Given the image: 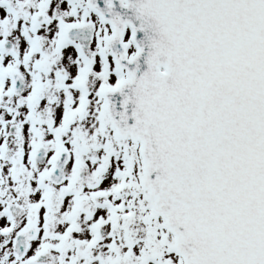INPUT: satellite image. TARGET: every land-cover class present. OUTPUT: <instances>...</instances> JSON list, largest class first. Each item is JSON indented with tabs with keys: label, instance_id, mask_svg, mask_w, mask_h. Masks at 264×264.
I'll return each instance as SVG.
<instances>
[{
	"label": "snow or ice",
	"instance_id": "1",
	"mask_svg": "<svg viewBox=\"0 0 264 264\" xmlns=\"http://www.w3.org/2000/svg\"><path fill=\"white\" fill-rule=\"evenodd\" d=\"M0 264H264V0H0Z\"/></svg>",
	"mask_w": 264,
	"mask_h": 264
}]
</instances>
